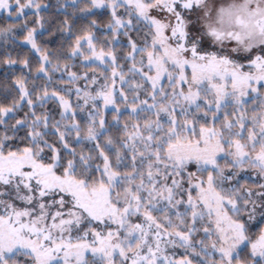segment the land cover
<instances>
[{
    "label": "snow or ice",
    "instance_id": "obj_1",
    "mask_svg": "<svg viewBox=\"0 0 264 264\" xmlns=\"http://www.w3.org/2000/svg\"><path fill=\"white\" fill-rule=\"evenodd\" d=\"M0 264H264V0H0Z\"/></svg>",
    "mask_w": 264,
    "mask_h": 264
}]
</instances>
